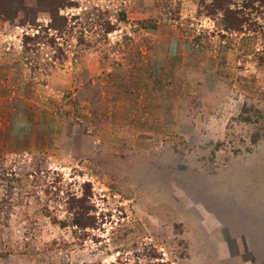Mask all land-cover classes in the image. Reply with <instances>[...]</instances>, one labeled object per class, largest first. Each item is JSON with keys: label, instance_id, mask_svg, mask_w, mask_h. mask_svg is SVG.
<instances>
[{"label": "rangeland", "instance_id": "rangeland-1", "mask_svg": "<svg viewBox=\"0 0 264 264\" xmlns=\"http://www.w3.org/2000/svg\"><path fill=\"white\" fill-rule=\"evenodd\" d=\"M15 5L0 264H264V0Z\"/></svg>", "mask_w": 264, "mask_h": 264}, {"label": "trees", "instance_id": "trees-1", "mask_svg": "<svg viewBox=\"0 0 264 264\" xmlns=\"http://www.w3.org/2000/svg\"><path fill=\"white\" fill-rule=\"evenodd\" d=\"M261 1V0H258ZM17 0H0V15H2L5 18H10L13 17L14 9L17 7L19 8V5H15ZM231 28L237 27L238 24V19L237 17H232L231 18ZM237 23V24H236ZM79 224L82 226H87L89 223H80Z\"/></svg>", "mask_w": 264, "mask_h": 264}]
</instances>
